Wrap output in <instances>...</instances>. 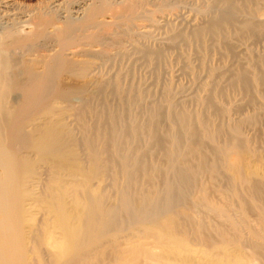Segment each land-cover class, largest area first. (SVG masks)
<instances>
[{
    "label": "bare ground",
    "instance_id": "1",
    "mask_svg": "<svg viewBox=\"0 0 264 264\" xmlns=\"http://www.w3.org/2000/svg\"><path fill=\"white\" fill-rule=\"evenodd\" d=\"M90 1L0 0V264H264V0Z\"/></svg>",
    "mask_w": 264,
    "mask_h": 264
},
{
    "label": "rangeland",
    "instance_id": "2",
    "mask_svg": "<svg viewBox=\"0 0 264 264\" xmlns=\"http://www.w3.org/2000/svg\"><path fill=\"white\" fill-rule=\"evenodd\" d=\"M76 0H66V5H67V7L69 8L74 2H75ZM136 1H139V0H136ZM129 0H92V2L90 1V3H88V6H87V9H92L93 8V6H94V8L96 7H101V6H104V5H110L111 7H112V9L113 10H115L116 12L117 11H119L120 10V8L122 7V6H125L126 4L128 5L129 4ZM147 2H148V4H146V7H145V10H147V11H149L151 14H154L153 16L155 17V18H157V19H159V17H160V14L158 15V13H156L155 11H156V6L161 2L160 0H147ZM190 3V4H189ZM185 5V6H184ZM184 5H179L178 7H176L175 8V10L173 9V11L172 10H167V11H165L164 12V16L166 17L167 16V18H169L170 20H176V21H179L180 19H181V17H183L184 15V13H187V14H185V16H188L189 15V13L190 14H192V9H191V2L188 0ZM114 7V8H113ZM191 10V11H190ZM171 11V12H170ZM190 11V12H189ZM173 12V13H172ZM176 12V13H175ZM173 14L174 15V17H175V14H176V18H174L173 17V15H171V14ZM180 13V14H179ZM171 15V16H170ZM179 15H182V16H180V19H179ZM178 16V17H177ZM184 16V17H185ZM98 20V22L100 23H102V24H100V28L102 29V31H103V27H104V32L102 33V35L103 36H111V32L109 31L110 29L107 27L108 26V24H109V22H111L112 21V14L111 13H106V14H103V15H100L99 16V18L97 19ZM145 22H143V21H141V20H138V21H136V22H134V24H133V27L137 30V29H141V28H143L144 27V25L146 24H144ZM106 29V30H105ZM156 33V34H155ZM154 33V37L155 36H157V38L155 37V39H160L161 37V35L159 34V32L157 31V32H155ZM105 34V35H104ZM159 35V37H158V35ZM116 40V39H115ZM117 40H118V38H117ZM258 44V45H257ZM256 45L258 46V48H261L262 47V43L261 42H258V43H256ZM256 45H254L253 47L254 48H257V46ZM260 45V46H259ZM256 46V47H255ZM172 53H174V51L172 52ZM176 67H175V66ZM173 66H174V68L173 67H171V68H173L172 69V71H176L177 70V65L176 64H174ZM178 72H176V74H177ZM182 80L181 81H183V82H185L186 81V79H183V78H181ZM62 81H59L60 82V84H65V82L63 81V79H61ZM64 82V83H63ZM59 106V105H58ZM264 125V124H263ZM74 171V169L72 168L71 169V172H73Z\"/></svg>",
    "mask_w": 264,
    "mask_h": 264
}]
</instances>
